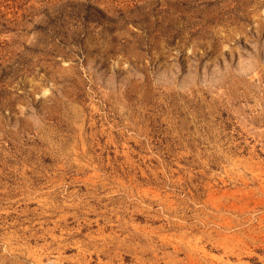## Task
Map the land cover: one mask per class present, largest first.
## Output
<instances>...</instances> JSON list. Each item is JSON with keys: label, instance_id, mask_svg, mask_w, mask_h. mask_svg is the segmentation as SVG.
<instances>
[{"label": "rangeland", "instance_id": "obj_1", "mask_svg": "<svg viewBox=\"0 0 264 264\" xmlns=\"http://www.w3.org/2000/svg\"><path fill=\"white\" fill-rule=\"evenodd\" d=\"M0 264H264V0H0Z\"/></svg>", "mask_w": 264, "mask_h": 264}]
</instances>
